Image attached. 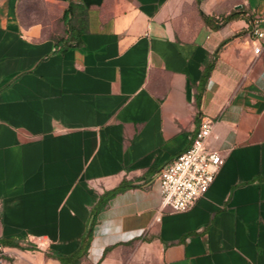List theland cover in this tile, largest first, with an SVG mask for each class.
<instances>
[{
    "label": "crops",
    "instance_id": "1",
    "mask_svg": "<svg viewBox=\"0 0 264 264\" xmlns=\"http://www.w3.org/2000/svg\"><path fill=\"white\" fill-rule=\"evenodd\" d=\"M20 1L0 0V264H121L132 242L131 264H264V0H49L72 5L63 51ZM201 117L224 160L175 212L158 174Z\"/></svg>",
    "mask_w": 264,
    "mask_h": 264
},
{
    "label": "built area",
    "instance_id": "2",
    "mask_svg": "<svg viewBox=\"0 0 264 264\" xmlns=\"http://www.w3.org/2000/svg\"><path fill=\"white\" fill-rule=\"evenodd\" d=\"M251 32L254 35L253 52L259 55L264 49V30L259 20L252 21ZM212 127L210 118L201 117L190 146L160 169L158 181L162 206L175 212L186 211L208 190L224 160L218 150L208 146Z\"/></svg>",
    "mask_w": 264,
    "mask_h": 264
},
{
    "label": "rangeland",
    "instance_id": "3",
    "mask_svg": "<svg viewBox=\"0 0 264 264\" xmlns=\"http://www.w3.org/2000/svg\"><path fill=\"white\" fill-rule=\"evenodd\" d=\"M19 18L24 26L40 24L42 35L45 37H56L64 33L59 7L49 0H21L19 4ZM142 253L143 250L136 243L132 242L125 245L119 251L122 260L121 264H131V258L134 255Z\"/></svg>",
    "mask_w": 264,
    "mask_h": 264
},
{
    "label": "trees",
    "instance_id": "4",
    "mask_svg": "<svg viewBox=\"0 0 264 264\" xmlns=\"http://www.w3.org/2000/svg\"><path fill=\"white\" fill-rule=\"evenodd\" d=\"M71 9H72V5L69 4V6L66 7V8L64 9V11H63V13H62V16H61V21H62V24H63V26H64V34H67V33H69V32L71 33V30H72L71 27L69 26L70 23H69V16H68V15H69V12L71 11ZM232 16H233V13L231 14L230 17H232ZM54 39H55V45L59 46V49H58V50L63 51V50H65L68 46H70V45H69V39H68V38H63V37H61V38H57V37H54ZM74 39H75V41H76L77 43L79 42V39H78L77 36H74ZM210 69H211V66L207 67V69H206V71H205V76L208 75ZM198 102H199V97H197V103H198ZM85 242H88V238L85 239ZM83 253H84V252H83ZM83 253H81L80 255H78L77 257H75V259L73 258V260H72V258H67V260H65V262L70 263V264H75V263L78 261L79 257H80Z\"/></svg>",
    "mask_w": 264,
    "mask_h": 264
}]
</instances>
